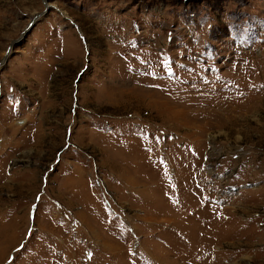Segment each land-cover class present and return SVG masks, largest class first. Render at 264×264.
Wrapping results in <instances>:
<instances>
[{"label":"rangeland","instance_id":"1","mask_svg":"<svg viewBox=\"0 0 264 264\" xmlns=\"http://www.w3.org/2000/svg\"><path fill=\"white\" fill-rule=\"evenodd\" d=\"M0 264H264V0H0Z\"/></svg>","mask_w":264,"mask_h":264},{"label":"built area","instance_id":"2","mask_svg":"<svg viewBox=\"0 0 264 264\" xmlns=\"http://www.w3.org/2000/svg\"><path fill=\"white\" fill-rule=\"evenodd\" d=\"M258 215V214H257Z\"/></svg>","mask_w":264,"mask_h":264}]
</instances>
